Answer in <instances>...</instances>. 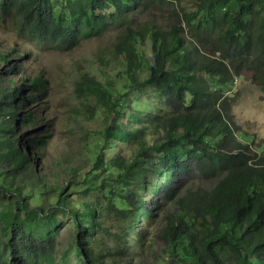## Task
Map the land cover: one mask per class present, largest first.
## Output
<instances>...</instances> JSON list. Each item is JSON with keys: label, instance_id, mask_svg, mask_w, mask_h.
I'll list each match as a JSON object with an SVG mask.
<instances>
[{"label": "trees", "instance_id": "obj_1", "mask_svg": "<svg viewBox=\"0 0 264 264\" xmlns=\"http://www.w3.org/2000/svg\"><path fill=\"white\" fill-rule=\"evenodd\" d=\"M0 15L17 33L0 44V177H31L0 183V198L9 199L0 264H264V141L232 114L240 75L264 94V0H0ZM112 29L120 70L103 82L79 71L74 87L78 114L94 118L97 101L105 126L88 134L95 141L78 165L50 163L56 188L43 194L47 183L16 137L44 160L42 118L39 141L17 124L34 126L25 106L43 102L48 81L27 75L25 64L35 47L71 51ZM147 88L160 104L129 101ZM83 160L90 170L80 175ZM71 175L91 180L79 188ZM62 220L73 237L60 251Z\"/></svg>", "mask_w": 264, "mask_h": 264}, {"label": "rangeland", "instance_id": "obj_2", "mask_svg": "<svg viewBox=\"0 0 264 264\" xmlns=\"http://www.w3.org/2000/svg\"><path fill=\"white\" fill-rule=\"evenodd\" d=\"M116 34V30L112 29L99 37H87L79 47L71 51L48 48L43 52H39L35 47L34 52L36 56L34 62L25 64L27 75L40 72L48 81V87L44 94L43 102L38 103V101L34 102L28 99V103L25 106L26 111L30 113L31 111H35L36 121L34 126L31 125L30 121L28 126L17 124L20 135H25L28 139L37 135L35 140L39 141L41 134L38 129V119L40 117L42 118L48 128L46 133L47 138L45 140L46 145L41 147V150L44 151V160L40 159V154L35 152H40V148L37 145H35V150H33L32 143L23 137L21 138V136L16 137V147L21 148L26 157L32 158V167H38L39 176L41 175L42 181L47 183V185H43V194L52 193L56 188L54 178L46 174V172L52 171L54 167L50 165V163H54L61 159V163L66 165L70 159L73 158V165H75L78 160L83 157L85 151H87V143L95 141L92 135L88 140V134L99 132L102 126H105V113L97 101H94L90 107L91 111H97L96 116H93L94 118L78 114L77 110L83 107V102L78 100L75 96L74 87L78 79L79 71H88L94 75L98 81L103 82L105 78L115 76L116 72L120 70V64L112 59L113 54L111 47ZM16 35L13 19L3 18L0 15V44L3 45L4 48H7V45L16 40ZM132 74L134 80H136L137 72L132 70ZM22 75L21 73L15 78L16 84L19 82ZM121 84H123V81L117 86ZM0 85H2V83H0ZM9 85L13 84H8V86ZM27 92L29 93L30 90H27ZM235 93V100L232 103V114L236 123L252 137H255L257 143L263 142L264 94L253 84L251 75L248 72L237 78ZM23 97L26 96L24 95ZM18 98L21 99V95H17L16 99ZM135 98L146 100L151 104L161 103L159 93L153 88L139 90L137 94L128 96L130 102ZM14 104L16 106L15 99ZM21 104L22 101L16 106L19 112L22 109ZM19 137L21 142L18 141ZM262 145H264V142ZM64 156L66 157L64 158ZM36 157L44 162L42 164L37 163ZM78 167L81 169L80 175H85L90 170L89 164L84 160ZM10 174L12 177L5 176V172L3 171L2 177H0V183L17 184L24 183L26 180L31 179L30 175L24 174L22 171H18L16 175L9 173V175ZM70 177L78 182L77 187L79 188L86 186L91 180H85L84 176H82L81 181L75 179L72 175ZM200 182L206 184L205 182ZM207 183L211 184V182ZM29 187L28 185V188ZM8 201L9 199L6 197L0 198V211L2 208L4 209L8 206ZM33 202L37 204L40 203L37 201ZM149 223H153V221ZM69 225V222L62 220L57 227V240L61 241L60 251L66 248L67 243L73 237ZM152 230H154V227ZM3 240L4 234L0 224V243ZM155 250L159 259L162 260L161 247L157 246ZM152 259L151 256H148L147 262L150 263Z\"/></svg>", "mask_w": 264, "mask_h": 264}]
</instances>
